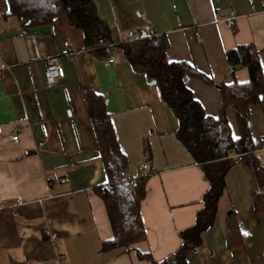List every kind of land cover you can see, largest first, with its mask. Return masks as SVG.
Instances as JSON below:
<instances>
[{
  "label": "crops",
  "instance_id": "1",
  "mask_svg": "<svg viewBox=\"0 0 264 264\" xmlns=\"http://www.w3.org/2000/svg\"><path fill=\"white\" fill-rule=\"evenodd\" d=\"M94 2L115 38L165 34L169 61H187L208 76L213 84L190 75L184 83L209 116L219 115V85L250 80L246 66L232 73L228 51L254 44L264 71V0ZM229 10L238 15L235 30L219 20ZM9 11L8 0H0V264H150L138 252L158 262L177 252L181 233L195 225L211 184L177 138L179 119L158 85L134 70L121 49L114 50L110 65L85 50L83 30L66 16L25 28ZM51 57H60L65 68L54 83L44 72ZM86 90L105 100L129 160L126 176L150 175L141 205L146 237L127 253L102 250L114 232L95 191L108 179ZM227 117L238 138L233 108ZM251 134L256 154L264 159V93L251 106ZM144 162L149 169L142 172ZM256 190L248 157L241 154L225 175L213 227L189 252L188 264H264V214L254 210ZM53 233L60 242L51 239Z\"/></svg>",
  "mask_w": 264,
  "mask_h": 264
},
{
  "label": "trees",
  "instance_id": "2",
  "mask_svg": "<svg viewBox=\"0 0 264 264\" xmlns=\"http://www.w3.org/2000/svg\"><path fill=\"white\" fill-rule=\"evenodd\" d=\"M10 15L16 16L25 28L48 25L58 16H66L69 24L84 32V49L99 59H107L115 49H121L134 70L156 80L163 100L179 119L177 138L195 160L202 164L210 180L194 226L182 231V243L177 252L163 261H155L148 253L138 252L150 264H188L190 251L202 244V233L213 227L217 204L225 187V175L235 164L232 153L246 154L253 170L257 190L253 195L256 213L264 214V165L256 154L251 134V106L258 104L264 93V71L254 44H244L227 52L232 73L248 67L250 80L234 81L218 86L220 111L217 117L205 113L184 77L190 75L209 84L213 81L187 61H169V40L165 34L132 33L127 39L115 38L110 23L101 19L94 0H8ZM85 102L97 134L99 152L108 182L95 188L103 198L113 228V239L103 243L102 250L118 249L127 253L144 240L146 230L141 205L147 192L149 172L131 178L126 176L128 157L117 139L110 113L102 95L93 90L84 92ZM233 108L239 126L234 138L228 122L227 110ZM150 152V147H147ZM233 213L228 216L229 232Z\"/></svg>",
  "mask_w": 264,
  "mask_h": 264
},
{
  "label": "built area",
  "instance_id": "3",
  "mask_svg": "<svg viewBox=\"0 0 264 264\" xmlns=\"http://www.w3.org/2000/svg\"><path fill=\"white\" fill-rule=\"evenodd\" d=\"M237 19H238V15L233 10H229L227 13H225L219 18L223 26L226 29H231V30H235L237 28ZM147 24L151 27V24L149 22ZM68 45H69V41L64 42L65 48H67ZM65 54H69V53L66 51ZM115 61H116V55L113 50L110 56L106 59V62L107 64L110 65V64H113ZM44 72L50 83H54L57 79L63 78L65 75V68L62 64L61 58L60 57L47 58L45 61ZM13 139L18 140L19 136L14 135ZM233 155L235 158V163H239L241 154L233 153ZM262 162L264 165V159H262ZM148 169H149V163L144 162L141 165V171L144 172L145 170H148ZM0 198H1V195H0ZM51 239L55 241L56 243L60 242V236L57 233H53L51 236Z\"/></svg>",
  "mask_w": 264,
  "mask_h": 264
},
{
  "label": "water",
  "instance_id": "4",
  "mask_svg": "<svg viewBox=\"0 0 264 264\" xmlns=\"http://www.w3.org/2000/svg\"><path fill=\"white\" fill-rule=\"evenodd\" d=\"M151 83H152V84H155V83H156V80H154V79L151 80Z\"/></svg>",
  "mask_w": 264,
  "mask_h": 264
}]
</instances>
